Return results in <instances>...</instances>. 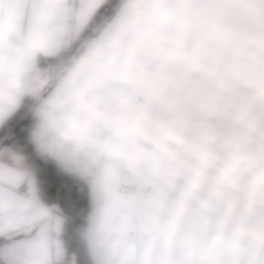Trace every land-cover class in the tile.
Returning <instances> with one entry per match:
<instances>
[{"label": "water", "instance_id": "95a60500", "mask_svg": "<svg viewBox=\"0 0 264 264\" xmlns=\"http://www.w3.org/2000/svg\"><path fill=\"white\" fill-rule=\"evenodd\" d=\"M89 63L117 102L109 157L148 188L120 246L264 264V0H124Z\"/></svg>", "mask_w": 264, "mask_h": 264}, {"label": "crops", "instance_id": "0c3cea01", "mask_svg": "<svg viewBox=\"0 0 264 264\" xmlns=\"http://www.w3.org/2000/svg\"><path fill=\"white\" fill-rule=\"evenodd\" d=\"M106 1L0 0V264H114L149 196L109 157L117 102L86 79L95 64L76 71L75 61L21 115L48 83L33 89L38 57L55 71Z\"/></svg>", "mask_w": 264, "mask_h": 264}, {"label": "rangeland", "instance_id": "374dc122", "mask_svg": "<svg viewBox=\"0 0 264 264\" xmlns=\"http://www.w3.org/2000/svg\"><path fill=\"white\" fill-rule=\"evenodd\" d=\"M124 0H107L101 10L98 12L96 17L93 19L91 25L89 26L88 30L86 31L85 35L76 45L65 49L63 55L59 58V66L55 71L48 70V61H45V80L48 83L45 87L39 89L36 93L30 94L28 96V104H24V107L21 111V115L24 116L29 109L34 106V103L39 100L46 92L50 82L58 77L60 78L61 74L70 68V66L80 57L83 53V50L87 45H89L108 25L112 22L116 17L118 12L121 11V5ZM41 56V55H40ZM43 58V57H42ZM30 76V71H29ZM33 79V78H32ZM50 80V81H49ZM42 81L32 82V86L34 90H37L40 86ZM58 81V80H57ZM124 140L121 142L123 144ZM122 146V145H121ZM140 243L139 246L129 249L127 245H119L116 247L114 252V264H181L182 260V250L179 249L177 252L178 257L177 260L174 259L170 254L167 252H162L161 246L157 245V235L149 241L148 239L143 241L142 235L139 236ZM167 254V255H165ZM126 257H129L128 259ZM131 257V258H130ZM173 260H176L175 262ZM174 262V263H173ZM252 264V263H248Z\"/></svg>", "mask_w": 264, "mask_h": 264}, {"label": "built area", "instance_id": "2783aa9c", "mask_svg": "<svg viewBox=\"0 0 264 264\" xmlns=\"http://www.w3.org/2000/svg\"><path fill=\"white\" fill-rule=\"evenodd\" d=\"M45 61L42 57H38V59L36 60L35 65L30 69V75L35 79L36 81H40V80H45ZM58 77L54 78L48 88L46 89L47 91L57 82ZM50 81V80H49Z\"/></svg>", "mask_w": 264, "mask_h": 264}, {"label": "bare ground", "instance_id": "6f19581e", "mask_svg": "<svg viewBox=\"0 0 264 264\" xmlns=\"http://www.w3.org/2000/svg\"><path fill=\"white\" fill-rule=\"evenodd\" d=\"M34 65H35V64H34ZM30 77L33 78L31 75H30ZM33 80H35V79L33 78ZM40 81H42V80H40Z\"/></svg>", "mask_w": 264, "mask_h": 264}]
</instances>
